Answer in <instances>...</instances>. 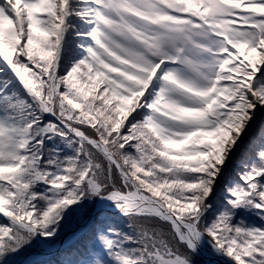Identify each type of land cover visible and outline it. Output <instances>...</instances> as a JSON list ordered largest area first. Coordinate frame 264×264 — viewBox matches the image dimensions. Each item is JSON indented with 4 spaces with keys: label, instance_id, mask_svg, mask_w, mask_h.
Masks as SVG:
<instances>
[{
    "label": "snow or ice",
    "instance_id": "obj_1",
    "mask_svg": "<svg viewBox=\"0 0 264 264\" xmlns=\"http://www.w3.org/2000/svg\"><path fill=\"white\" fill-rule=\"evenodd\" d=\"M0 264H264V0H0Z\"/></svg>",
    "mask_w": 264,
    "mask_h": 264
}]
</instances>
